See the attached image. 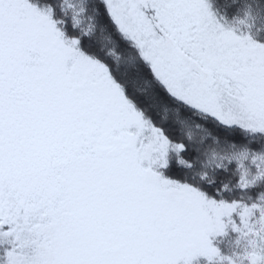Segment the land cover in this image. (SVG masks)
I'll return each mask as SVG.
<instances>
[{
  "label": "snow or ice",
  "instance_id": "6c2138e0",
  "mask_svg": "<svg viewBox=\"0 0 264 264\" xmlns=\"http://www.w3.org/2000/svg\"><path fill=\"white\" fill-rule=\"evenodd\" d=\"M0 264H264V0H0Z\"/></svg>",
  "mask_w": 264,
  "mask_h": 264
}]
</instances>
